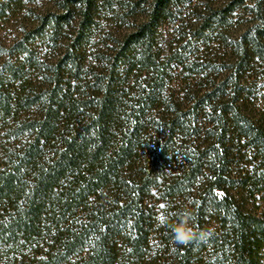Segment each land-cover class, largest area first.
Wrapping results in <instances>:
<instances>
[{
	"label": "trees",
	"instance_id": "1",
	"mask_svg": "<svg viewBox=\"0 0 264 264\" xmlns=\"http://www.w3.org/2000/svg\"><path fill=\"white\" fill-rule=\"evenodd\" d=\"M0 264H264V0H0Z\"/></svg>",
	"mask_w": 264,
	"mask_h": 264
},
{
	"label": "clouds",
	"instance_id": "2",
	"mask_svg": "<svg viewBox=\"0 0 264 264\" xmlns=\"http://www.w3.org/2000/svg\"><path fill=\"white\" fill-rule=\"evenodd\" d=\"M163 207V205L161 206ZM158 219L163 223L166 221V217L161 215ZM174 242L178 245H188L195 239H200L206 241L212 236V232L209 231H200L196 232L191 226H189L187 219H181V222L174 226Z\"/></svg>",
	"mask_w": 264,
	"mask_h": 264
}]
</instances>
